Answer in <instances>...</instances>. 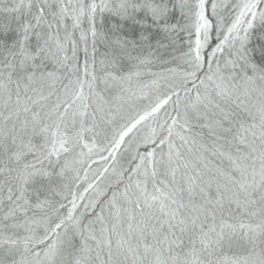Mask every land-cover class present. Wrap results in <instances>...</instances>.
<instances>
[{"label": "snow or ice", "instance_id": "6c2138e0", "mask_svg": "<svg viewBox=\"0 0 264 264\" xmlns=\"http://www.w3.org/2000/svg\"><path fill=\"white\" fill-rule=\"evenodd\" d=\"M0 264H264V0H0Z\"/></svg>", "mask_w": 264, "mask_h": 264}]
</instances>
